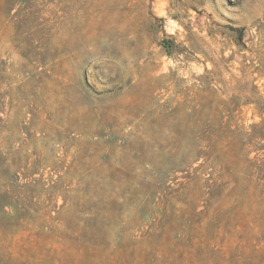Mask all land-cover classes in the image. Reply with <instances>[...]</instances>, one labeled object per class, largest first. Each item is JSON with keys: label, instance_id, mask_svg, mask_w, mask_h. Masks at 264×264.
Masks as SVG:
<instances>
[{"label": "rangeland", "instance_id": "obj_1", "mask_svg": "<svg viewBox=\"0 0 264 264\" xmlns=\"http://www.w3.org/2000/svg\"><path fill=\"white\" fill-rule=\"evenodd\" d=\"M0 264H264V0H0Z\"/></svg>", "mask_w": 264, "mask_h": 264}]
</instances>
